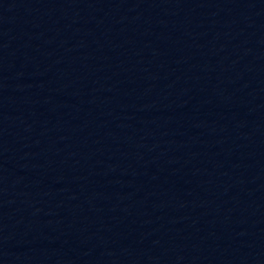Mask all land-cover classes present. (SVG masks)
I'll list each match as a JSON object with an SVG mask.
<instances>
[{"label": "water", "instance_id": "95a60500", "mask_svg": "<svg viewBox=\"0 0 264 264\" xmlns=\"http://www.w3.org/2000/svg\"><path fill=\"white\" fill-rule=\"evenodd\" d=\"M0 264H264V0H0Z\"/></svg>", "mask_w": 264, "mask_h": 264}]
</instances>
